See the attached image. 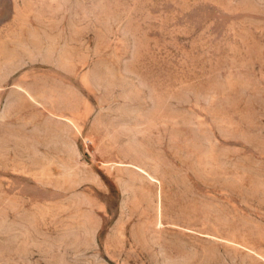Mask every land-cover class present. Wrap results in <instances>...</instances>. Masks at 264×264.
<instances>
[{
    "label": "rangeland",
    "instance_id": "1",
    "mask_svg": "<svg viewBox=\"0 0 264 264\" xmlns=\"http://www.w3.org/2000/svg\"><path fill=\"white\" fill-rule=\"evenodd\" d=\"M0 264H264V0H0Z\"/></svg>",
    "mask_w": 264,
    "mask_h": 264
}]
</instances>
